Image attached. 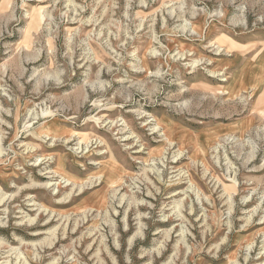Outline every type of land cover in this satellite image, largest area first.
I'll return each mask as SVG.
<instances>
[{"label":"rangeland","instance_id":"rangeland-1","mask_svg":"<svg viewBox=\"0 0 264 264\" xmlns=\"http://www.w3.org/2000/svg\"><path fill=\"white\" fill-rule=\"evenodd\" d=\"M0 264H264V0H0Z\"/></svg>","mask_w":264,"mask_h":264},{"label":"bare ground","instance_id":"bare-ground-1","mask_svg":"<svg viewBox=\"0 0 264 264\" xmlns=\"http://www.w3.org/2000/svg\"><path fill=\"white\" fill-rule=\"evenodd\" d=\"M70 180V179H69Z\"/></svg>","mask_w":264,"mask_h":264}]
</instances>
